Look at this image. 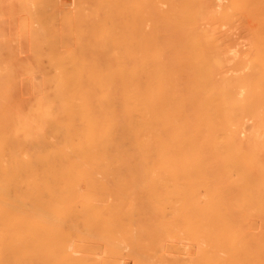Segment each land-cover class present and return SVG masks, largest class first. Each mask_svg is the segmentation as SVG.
Segmentation results:
<instances>
[{
  "label": "bare ground",
  "instance_id": "obj_1",
  "mask_svg": "<svg viewBox=\"0 0 264 264\" xmlns=\"http://www.w3.org/2000/svg\"><path fill=\"white\" fill-rule=\"evenodd\" d=\"M56 1L22 0L29 45L55 43ZM75 6L69 46L29 48L47 63L0 48V264H149V247L150 264H196L164 256L175 234L204 244L205 264H264L249 216L264 215V0Z\"/></svg>",
  "mask_w": 264,
  "mask_h": 264
},
{
  "label": "rangeland",
  "instance_id": "obj_2",
  "mask_svg": "<svg viewBox=\"0 0 264 264\" xmlns=\"http://www.w3.org/2000/svg\"><path fill=\"white\" fill-rule=\"evenodd\" d=\"M24 1H26V0H24ZM29 1V0H28ZM30 1H32V0H30ZM33 1H36V0H33ZM57 1H59V2H57ZM56 2H54L53 3V6H48V8H50L49 10H48V8L46 7V9H44L43 11H44V13L46 14H43L44 16H46L47 17V19L49 18H51V20H49V24L50 25H48V21H47V19L45 20L46 21V24H47V27L46 28H49V29H46V31H47V33L48 34H51L52 32H53V36L51 35H48L49 37H48V40H52V41H54L55 43L54 44H52V45H45V43H44V46H43V44L41 43V44H39L38 46H34V45H32V42L30 43V45H29V39H30V37L27 35V33H28V31L30 30H28V28H29V26H27V25H24L26 28L25 29H23V28H21L20 27V25L22 26V27H24L23 26V24H25V23H23V22H21L20 20L22 19V21H24V20H26V17L28 16V12H27V8L30 10V7H27L26 8V13H25V9L24 8H22V7H24V5L25 4H23V2H22V0L20 1V0H0V19H1V15L3 16V18L4 19H2L1 21H0V34L1 35H3V36H0V48H1V50L4 52V49L7 51V50H9V52H10V57L12 56V58H13V60L11 61L10 59H9V61H8V63L10 64V63H12L11 65H22L23 63L25 64L26 62L27 63H36L37 61L39 62V63H47V60L44 58V59H39V60H33L32 61V54H34V52L32 53V51H31V49H35V48H40V49H42L43 47H45V49H42V50H46L47 51V49H49V48H64V46H66L67 44H71L72 43V41L71 40H73L72 38H71V36L68 34L69 33V31H70V27H68L66 30L64 29L65 27H67V25H68V19L70 20L71 18H70V16L68 15L69 14V12L70 11H72L73 12V14L75 13V12H77V6H75V4H77V2L79 3V0H73V3H72V0H57ZM21 2V5H23V6H21V5H18L19 3ZM24 3H26V2H24ZM28 3V2H27ZM30 3V2H29ZM75 3V4H74ZM32 4V3H31ZM7 5H8V9H7ZM15 6V7H14ZM16 6H18V7H16ZM21 6V7H20ZM26 6H30V4L28 5V4H26ZM25 6V7H26ZM70 6H72V7H70ZM74 6V7H73ZM80 6V5H79ZM78 6V7H79ZM32 7V6H31ZM19 9V11L17 10V9ZM23 10H22V9ZM32 8H34V7H32ZM80 8V7H79ZM79 8H78V10H79ZM9 9H11V11L9 10ZM22 10V11H21ZM31 10H33V9H31ZM46 10V11H45ZM63 10H65V11H63ZM74 10H76V11H74ZM55 13H54V12ZM56 11H58V12H56ZM10 12V13H9ZM12 12V13H11ZM18 12V13H17ZM50 12H53V13H50ZM72 12L70 13V15H73L72 14ZM79 12V11H78ZM23 13V14H22ZM29 13H31V12H29ZM64 13V14H63ZM53 14V15H52ZM56 14V15H55ZM66 14V15H65ZM77 14V13H76ZM9 15V16H8ZM24 15H27V16H25V18H24ZM42 15V16H43ZM59 15H62V16H60V17H56V16H59ZM8 16V17H7ZM14 16V17H13ZM21 16H23L22 18H21ZM30 16V15H29ZM43 16V17H44ZM65 16H66V18H65ZM69 16V17H68ZM63 17H64V19H63ZM68 17V18H67ZM7 18H8V20L10 21V23H9V21L7 20ZM28 18V17H27ZM53 18V19H52ZM55 18V19H54ZM14 19V20H13ZM3 20H4V22H3ZM16 20V21H15ZM27 21V20H26ZM26 21H24V22H26ZM19 22H21L20 24H19ZM16 23V24H15ZM29 23V22H28ZM30 23H32V22H30ZM11 24V25H10ZM13 24V25H12ZM36 23L35 22H33L32 23V25L34 26ZM64 24H65V26H64ZM17 25H19V26H17ZM29 25H31V24H29ZM76 25H77V23L75 22L74 23V27H76ZM17 26V27H16ZM56 26V27H55ZM13 27V28H12ZM53 29H52V28ZM62 27V28H61ZM60 28H61V30L62 29H64V32L65 33H63L62 35H64V36H62V35H60L62 32H63V30H62V32L60 31ZM238 28V27H237ZM235 28V29H230V31H228L227 33V35H231L232 37H234V40H232V39H230L231 41H232V43L233 42H235V43H233L234 45H232V43H231V45H232V49L233 50H235V51H233V53L235 52V55H237V54H239V50H240V52H242L245 48H246V45L245 46H243L244 44L243 43H246L245 41V39L243 38V37H245V35H244V33H243V30L241 29V28ZM57 29V30H56ZM23 30H25L26 31V34H25V31H23ZM28 30V31H27ZM242 30V31H241ZM2 31V32H1ZM58 31H60V32H58ZM57 32H58V34L59 35H57ZM68 32V33H67ZM234 32V33H233ZM6 33V34H5ZM231 33H233L234 35H232ZM10 34V35H9ZM19 34V35H18ZM25 34V35H24ZM56 34V35H55ZM21 35V36H20ZM19 36L22 38H20L19 39ZM231 36H229L230 38H232ZM14 37V38H13ZM25 37V38H24ZM54 37V38H53ZM17 41H16V40ZM26 39V40H25ZM27 39H28V41H27ZM21 40V41H20ZM62 40V41H61ZM63 40H65V41H63ZM20 41V42H19ZM30 41H32V40H30ZM3 42V43H2ZM13 42V43H12ZM19 42V43H18ZM26 42V43H25ZM59 42V43H58ZM62 42H63V44H62ZM57 43V44H56ZM59 44V45H58ZM43 47H42V46ZM63 45V46H62ZM69 45H67V46H69ZM238 45V46H237ZM1 46H3V47H1ZM233 46L235 47V48H237V49H235V48H233ZM4 47H7V48H4ZM31 47V49H29ZM10 48V49H9ZM21 49L22 51H19V50ZM26 50V51H25ZM28 50V51H27ZM12 51V52H11ZM15 51V52H14ZM17 51H19L20 52V54H19V52H17ZM6 53V52H5ZM5 53H2V56L4 57V55L6 56V54ZM8 53V52H7ZM26 53V54H25ZM32 53V54H31ZM13 54V55H12ZM18 54V55H17ZM31 54V55H30ZM36 54V53H35ZM35 54L33 55V56H35ZM9 55H8V57H9ZM27 58V59H26ZM3 59V58H2ZM1 59V60H2ZM5 59H7V57L5 58ZM20 59V60H19ZM30 59V60H29ZM15 60H16V62H15ZM29 60V61H28ZM44 60H46V61H44ZM3 61V60H2ZM7 61H6V64H7ZM31 61V62H30ZM3 62H5V60L3 61ZM20 62V63H19ZM2 63V62H1ZM26 63V64H27ZM112 195H110V197H111ZM138 196V195H137ZM107 198H109L110 199V197L107 195L106 196ZM115 197V196H114ZM116 197H117V195H116ZM115 197V198H116ZM121 197V196H120ZM152 198H153V196H151ZM157 197H160V196H157ZM111 198H113V197H111ZM139 198H142V199H140V200H143V202L148 198L149 199V197L148 196H143V195H141V196H139ZM196 198L197 199H199V203L198 204H195L197 207H196V209H195V207H194V213L196 214V217H197V215H198V217L200 218L199 219V221H200V223H199V221L197 220V225L196 226H199L201 223H203V222H207V220L206 221H204L207 217H206V215H207V211H206V208H205V206H204V198L205 197H203L202 195H197L196 196ZM200 198H203V199H200ZM145 199V200H144ZM147 199V200H148ZM115 200V199H114ZM146 200V201H147ZM150 200V199H149ZM203 200V201H202ZM111 201H112V199H111ZM145 203H147V202H145ZM138 204V203H137ZM149 204V203H148ZM142 205V204H141ZM145 205H147V204H145ZM194 205V206H195ZM143 207H145L144 205H143ZM142 207V208H143ZM140 208V207H139ZM138 210V209H137ZM136 210V211H137ZM141 210V209H140ZM136 211H134V213H135V215H136V213H139L138 211L136 212ZM160 211L163 213V214H165L166 216H168L169 214H170V208H168L167 207V205L164 207V205H162V206H160ZM250 211V210H249ZM143 212V214H144V212H145V210L144 211H141L140 212V214ZM147 212V211H146ZM145 212V213H146ZM152 212L151 211H149V214H151ZM193 213V214H194ZM248 213V212H247ZM132 214V213H131ZM260 214H262V213H260ZM259 214V215H260ZM132 215H134V214H132ZM138 215V214H137ZM131 216V215H130ZM139 216V215H138ZM141 216V215H140ZM206 218H205V217ZM249 216H251L252 218H254V222H252V224H254V226H255V223L260 227V226H262L261 224H264V222H261L262 220H264V219H262L261 220V217L262 216H264V215H261V217H259L255 212H253V211H251V213H250V215ZM142 217V216H141ZM194 217V216H193ZM133 218V217H132ZM139 218V217H138ZM256 218H258V219H260V221L258 220V219H256ZM136 219V218H135ZM141 219V218H140ZM195 219V218H194ZM204 219V220H203ZM257 221H256V220ZM137 220V219H136ZM139 220V219H138ZM202 220V221H201ZM193 222H195L196 223V221H193ZM259 222H260V225H259ZM194 224V223H193ZM199 224V225H198ZM195 225V224H194ZM202 225V224H201ZM203 225H205L204 223H203ZM196 226H195V228H196ZM207 226V225H206ZM206 226H204L203 228L204 229H201V230H203V231H201V230H199V228H200V226H199V228H197L199 231H200V233H201V236L202 235H205L206 237H207V228H206ZM257 226V227H258ZM261 228H264V226H262ZM195 230L194 229V233L196 234V232L198 231V230ZM254 229H256L257 231H254L256 234H257V232L259 231L258 230V228H254ZM262 230V229H261ZM200 233H199V235H200ZM194 234V235H195ZM158 235H160V234H158ZM198 234H196L195 236H197ZM199 235L196 237V238H198L199 237ZM203 237V236H202ZM205 237V238H206ZM192 237L191 236H189V238L188 237H185L184 235L183 236H181L180 237V235H178V234H175V235H173V236H171V237H169V238H167V240H166V243H165V245L167 246V248H165V254H164V256L165 257H167V259L169 260V259H171V258H177V254H179L178 252H177V254L175 253L176 251L175 250H180L181 252V257H184L185 259H186V261L188 262V263H196V264H205L206 263V260L204 261L203 260V258L204 257H206V256H204V257H202L201 258V256H202V254L203 253H205V250H204V244L202 245L201 243H200V245L199 244H196L195 243V241H193L192 239H191ZM199 238H201V237H199ZM202 239V238H201ZM203 240H201V242H202ZM207 241V240H206ZM206 241H203V243H205V244H207L206 243ZM149 244H150V242H149ZM207 247V246H206ZM154 249H157V247L154 245L153 246V250ZM205 249H207V248H205ZM201 250V251H200ZM204 251V252H203ZM203 252V253H202ZM157 254V252H152V249H151V247H149V249H148V251L146 252V256H147V261L149 262V264L150 263H152L154 260H156V259H153L152 257H154V255H156ZM204 255H206V253L204 254ZM140 256V255H139ZM144 256V255H143ZM178 256H180V255H178ZM140 257H142V255L140 256ZM138 259V258H137ZM142 259V258H141ZM206 259V258H205ZM144 261V260H143ZM124 262H125V264H140L139 262H138V260H134V259H132V257H131V259L130 258H125L124 259ZM142 264V263H141Z\"/></svg>",
  "mask_w": 264,
  "mask_h": 264
}]
</instances>
